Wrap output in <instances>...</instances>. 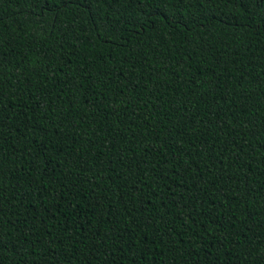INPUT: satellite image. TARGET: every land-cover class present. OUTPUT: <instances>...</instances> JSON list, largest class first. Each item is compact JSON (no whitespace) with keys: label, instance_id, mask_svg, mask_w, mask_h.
<instances>
[{"label":"trees","instance_id":"trees-1","mask_svg":"<svg viewBox=\"0 0 264 264\" xmlns=\"http://www.w3.org/2000/svg\"><path fill=\"white\" fill-rule=\"evenodd\" d=\"M0 264H264V0H0Z\"/></svg>","mask_w":264,"mask_h":264}]
</instances>
